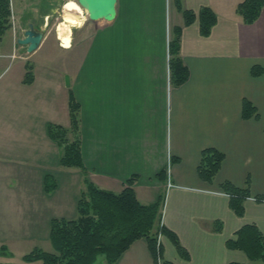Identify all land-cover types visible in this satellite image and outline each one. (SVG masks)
<instances>
[{"label": "crops", "instance_id": "1", "mask_svg": "<svg viewBox=\"0 0 264 264\" xmlns=\"http://www.w3.org/2000/svg\"><path fill=\"white\" fill-rule=\"evenodd\" d=\"M57 1L50 0L49 8ZM242 1L117 0L113 19L85 17L74 27L89 32L82 46L72 41L62 46L57 37L51 45L43 39L33 52L25 45L15 48V40L2 49L0 58L19 61L16 81L6 82L0 95V165L9 167L0 166L2 198L20 199L25 214L46 213V208L51 218L66 217L44 205L52 192L45 189V177L61 166L63 154L49 125L70 128L73 99L80 106L85 169H67H78L83 180L113 191L122 190L135 174L133 186L142 203L164 192L161 224L178 236L189 258L162 234L161 260L248 262L227 241L246 224L264 233V200L245 199L240 216L220 188L224 181L244 188L249 180L250 194L264 195V7L247 23L237 11ZM204 7L217 15L208 35L201 33L198 17L186 23L183 12L198 14ZM43 13L47 24L50 12ZM174 27L181 28L180 56L189 70L187 80L176 86L170 70ZM255 66L262 68L260 74L253 73ZM61 72L71 74L70 81L55 82ZM245 99L256 108L248 118ZM209 147L225 155L212 182L198 173L201 152ZM169 157L171 186L168 176L158 177L167 171ZM11 179L18 180L17 188L12 189ZM140 239L114 264H149V248L136 244ZM0 244L8 246L4 240Z\"/></svg>", "mask_w": 264, "mask_h": 264}, {"label": "trees", "instance_id": "2", "mask_svg": "<svg viewBox=\"0 0 264 264\" xmlns=\"http://www.w3.org/2000/svg\"><path fill=\"white\" fill-rule=\"evenodd\" d=\"M264 0H243L237 6V11L247 23L253 22L261 13ZM185 22L191 23L199 18L200 30L203 35L211 32L216 22L217 15L210 7L202 8L198 14L184 9ZM10 0H0V40L7 30L11 28ZM181 28H173V37L170 42V70L173 85H180L189 76V70L180 56ZM262 68L255 66L254 74H260ZM30 78H27V81ZM80 106L73 99L70 101V128L62 125L50 124L49 134L63 146L60 162L64 166L79 167L83 170L85 165L82 157L81 137L79 133ZM256 113L253 103L243 101V116L251 117ZM69 131L73 137H69ZM225 155L222 151L209 147L201 152L198 165L199 176L212 182L218 174ZM52 177H45V189L49 191L56 187V182H48ZM161 181L167 179L166 169L158 173ZM137 175H131L127 184L120 191L101 188L87 177L84 178L86 190L78 200L77 218L53 217L51 219L50 240L53 251L36 248L24 255L26 261H40L41 264H94L100 255L105 256L103 264H114L121 255L138 239L146 238L148 248L154 260L162 258V242L158 240L160 233L167 235L173 242L178 253L188 259L189 254L179 241L178 236L169 228L161 224L162 206L164 196L160 195L151 203H142L134 188ZM247 186L240 188L230 181L221 183V191L228 194L230 207L240 216L244 213L243 202L250 196L249 180ZM259 201L264 200V195L257 196ZM221 230V223L215 225ZM232 249L242 250L248 262H230L228 264H264V233L256 224H246L236 233L235 237L227 241ZM7 246H1L6 250ZM3 250V251H4ZM161 264H174L162 260Z\"/></svg>", "mask_w": 264, "mask_h": 264}, {"label": "rangeland", "instance_id": "3", "mask_svg": "<svg viewBox=\"0 0 264 264\" xmlns=\"http://www.w3.org/2000/svg\"><path fill=\"white\" fill-rule=\"evenodd\" d=\"M66 1L68 0H58L54 2L52 8H49L51 5L50 0H10L11 33L6 31L0 40V53L2 49L11 48L14 45L13 40H15V48L24 46L17 39L24 36V31L30 23L29 19L33 17L40 19L35 25L45 31V44L51 45L54 43L57 40V24L62 21L63 5ZM45 11L50 12L47 24L43 22V12ZM83 12L84 16L88 18L87 13L85 11ZM88 33L86 30L73 28L71 34L72 46H82L84 37ZM60 42L63 46L62 41ZM18 66L19 61L17 59L0 58V95L4 93V90L1 89H3V85L6 82L16 81V70ZM70 78L71 74L67 76L61 72L54 80L55 82H67L70 81ZM60 153L62 154V150H60ZM0 166L6 170L9 168L8 165ZM67 167L69 168V166L61 164L57 170L51 171L52 177L48 179V182H56V187L49 190L52 192L44 200V205L51 206L50 211L55 210V213L65 214L66 218L71 219L77 218L79 215L78 200L87 186L82 176L79 173H75L78 169H67ZM68 170H73L72 172L74 174H70L69 176ZM12 176L13 178H19L16 175ZM10 185L12 189L17 188L18 180L11 179ZM162 195H165L164 192ZM3 198L2 190H0V212H3L0 213V241L4 240L8 245L6 247L7 249L4 250L0 244V264H41L40 261H26L23 257L36 248H42L46 251L54 250L49 236L52 219L51 214H48L46 208V213H38L33 210L25 214L21 208L20 199L13 198L7 201V198ZM140 240L136 244H142L141 246L144 248L143 244L145 243L147 249V239L143 237ZM158 240L162 242V233L159 234ZM139 246L136 247L138 253H140ZM147 254V259H150L148 260L150 262L149 264H160V262L158 263L154 260L149 249L147 250ZM104 262L105 256L100 255L94 264H103Z\"/></svg>", "mask_w": 264, "mask_h": 264}, {"label": "water", "instance_id": "4", "mask_svg": "<svg viewBox=\"0 0 264 264\" xmlns=\"http://www.w3.org/2000/svg\"><path fill=\"white\" fill-rule=\"evenodd\" d=\"M79 6L87 13L91 20L108 19L116 16L117 0H76ZM45 31L36 28L34 23H29L24 31V36L18 38V42L27 46L29 52L36 50L44 39Z\"/></svg>", "mask_w": 264, "mask_h": 264}, {"label": "bare ground", "instance_id": "5", "mask_svg": "<svg viewBox=\"0 0 264 264\" xmlns=\"http://www.w3.org/2000/svg\"><path fill=\"white\" fill-rule=\"evenodd\" d=\"M85 19L83 9L74 0H68L63 5L62 21L57 25V37L62 42H70L72 29L83 24Z\"/></svg>", "mask_w": 264, "mask_h": 264}, {"label": "built area", "instance_id": "6", "mask_svg": "<svg viewBox=\"0 0 264 264\" xmlns=\"http://www.w3.org/2000/svg\"><path fill=\"white\" fill-rule=\"evenodd\" d=\"M170 166H171V158L169 157L168 158V186H171L172 185V183L170 181ZM248 198H250L252 200H258L257 196H255V195H250V196H248ZM159 260H160V258H159Z\"/></svg>", "mask_w": 264, "mask_h": 264}]
</instances>
